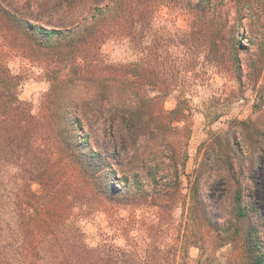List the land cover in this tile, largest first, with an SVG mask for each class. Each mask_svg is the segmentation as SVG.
Segmentation results:
<instances>
[{
    "label": "trees",
    "instance_id": "16d2710c",
    "mask_svg": "<svg viewBox=\"0 0 264 264\" xmlns=\"http://www.w3.org/2000/svg\"><path fill=\"white\" fill-rule=\"evenodd\" d=\"M255 4L264 8V0H0V264H178L209 236L202 209L191 213L201 237L180 229L167 243L157 235L171 229L181 188L187 97L209 89L214 75L241 81L236 34H245L244 11ZM163 6L184 12L188 28L157 26ZM108 43L135 59L109 61ZM13 58L49 85L36 113L20 98L24 76L8 66ZM170 96L177 104L166 111ZM147 208L155 209L151 224L136 216ZM100 215L111 234L92 246L80 224ZM253 231L247 264H264Z\"/></svg>",
    "mask_w": 264,
    "mask_h": 264
},
{
    "label": "rangeland",
    "instance_id": "374dc122",
    "mask_svg": "<svg viewBox=\"0 0 264 264\" xmlns=\"http://www.w3.org/2000/svg\"><path fill=\"white\" fill-rule=\"evenodd\" d=\"M253 6L244 11L246 15L240 24L245 34L240 28L236 34L243 46L238 54L242 64L241 81L214 75L209 89L200 88L193 97H187L191 110L179 124L190 131L185 167L180 172L181 188L177 201L170 204L171 229L157 236L170 243L181 229L182 234L190 230L188 235L201 237L200 227L191 216L200 209L207 211L214 230L189 247L185 256H179L178 264H247L246 234L253 229L264 254V165L261 161L264 160V65L259 61L264 36L260 19L264 8ZM154 20L169 33L185 31L189 24L184 12L168 6L160 7ZM103 52L113 63L135 59L125 45L108 43ZM8 66L14 74L24 76L18 92L36 113L48 83L40 77L38 69L28 67L18 58L9 60ZM176 104L174 96L163 100L166 111L173 110ZM115 115V129L129 143L121 117ZM182 135L186 136L184 130ZM154 211L153 208L139 209L137 219L151 224L155 220ZM128 215L127 210L119 211L120 217ZM80 225L87 243L92 246L101 242L103 234H111L108 221L102 215ZM139 227L135 225L131 232L135 239L142 235ZM116 243L122 244V239Z\"/></svg>",
    "mask_w": 264,
    "mask_h": 264
}]
</instances>
